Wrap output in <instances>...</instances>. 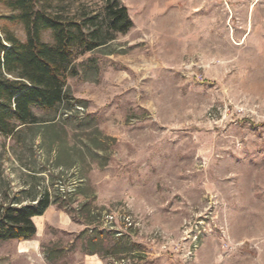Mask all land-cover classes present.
I'll use <instances>...</instances> for the list:
<instances>
[{"label": "rangeland", "instance_id": "374dc122", "mask_svg": "<svg viewBox=\"0 0 264 264\" xmlns=\"http://www.w3.org/2000/svg\"><path fill=\"white\" fill-rule=\"evenodd\" d=\"M50 1L105 25L106 0ZM119 2L132 27L75 61L71 101L0 133V204L51 201L0 264H264V0Z\"/></svg>", "mask_w": 264, "mask_h": 264}, {"label": "trees", "instance_id": "16d2710c", "mask_svg": "<svg viewBox=\"0 0 264 264\" xmlns=\"http://www.w3.org/2000/svg\"><path fill=\"white\" fill-rule=\"evenodd\" d=\"M9 11L0 20L20 24L26 40L8 27L0 28V133L17 134L22 126L37 124L34 108L53 111L71 101L67 78L76 74L75 61L132 27L128 10L119 0H106L104 26L89 29L100 14L76 21L56 11L50 0H0ZM51 31L53 43L43 40ZM46 195L21 206L0 204V240L29 241L37 234L35 217L50 207Z\"/></svg>", "mask_w": 264, "mask_h": 264}, {"label": "crops", "instance_id": "0c3cea01", "mask_svg": "<svg viewBox=\"0 0 264 264\" xmlns=\"http://www.w3.org/2000/svg\"><path fill=\"white\" fill-rule=\"evenodd\" d=\"M39 218L41 217H35L33 219L34 223H36V219H39ZM85 264H104V262L99 258L95 259V258L88 257V259L85 261Z\"/></svg>", "mask_w": 264, "mask_h": 264}]
</instances>
